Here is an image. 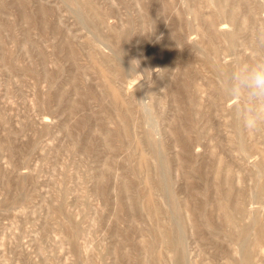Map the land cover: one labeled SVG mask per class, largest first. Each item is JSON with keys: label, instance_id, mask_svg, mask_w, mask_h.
<instances>
[{"label": "rangeland", "instance_id": "rangeland-1", "mask_svg": "<svg viewBox=\"0 0 264 264\" xmlns=\"http://www.w3.org/2000/svg\"><path fill=\"white\" fill-rule=\"evenodd\" d=\"M261 57L264 0H0V264H264Z\"/></svg>", "mask_w": 264, "mask_h": 264}, {"label": "clouds", "instance_id": "clouds-1", "mask_svg": "<svg viewBox=\"0 0 264 264\" xmlns=\"http://www.w3.org/2000/svg\"><path fill=\"white\" fill-rule=\"evenodd\" d=\"M226 99L237 98V116L244 126L255 130L264 124V57L252 63L237 64L222 80Z\"/></svg>", "mask_w": 264, "mask_h": 264}, {"label": "bare ground", "instance_id": "bare-ground-1", "mask_svg": "<svg viewBox=\"0 0 264 264\" xmlns=\"http://www.w3.org/2000/svg\"><path fill=\"white\" fill-rule=\"evenodd\" d=\"M222 95H223V94H222ZM227 100H228V99H226V101H227ZM224 101H225V100H224ZM222 106H223V105H222ZM228 106H229V105H228ZM245 152H246V151H245ZM244 155H245L246 157H248V158L251 157V153H250V152H247V153L244 154ZM261 176H262V174H261ZM259 183H260V182H259ZM254 202L256 203V199H255V198H251V199L249 200L248 204H250V205L252 204V205H253ZM263 205H264V204H263ZM252 208H253V207H252ZM249 209H250V208H249ZM251 210H252V209H251ZM249 211H250V210H249ZM249 214H250L251 216L253 215V213H252L251 211L249 212ZM247 215H248V214H247ZM239 255H240V257H242V258H245V259L247 258V259H248V258L250 257L251 254H250L248 251H244L243 248H242V249L239 251ZM239 255H238V256H239ZM179 262H180V261H179Z\"/></svg>", "mask_w": 264, "mask_h": 264}]
</instances>
